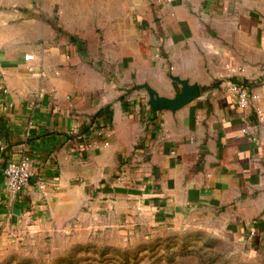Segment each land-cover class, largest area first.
<instances>
[{
	"label": "crops",
	"instance_id": "0c3cea01",
	"mask_svg": "<svg viewBox=\"0 0 264 264\" xmlns=\"http://www.w3.org/2000/svg\"><path fill=\"white\" fill-rule=\"evenodd\" d=\"M174 76L200 96L151 106L145 84L173 97ZM95 120L109 144H79ZM27 153L13 198L4 169ZM194 219L264 255V0H0V252L37 228Z\"/></svg>",
	"mask_w": 264,
	"mask_h": 264
},
{
	"label": "rangeland",
	"instance_id": "374dc122",
	"mask_svg": "<svg viewBox=\"0 0 264 264\" xmlns=\"http://www.w3.org/2000/svg\"><path fill=\"white\" fill-rule=\"evenodd\" d=\"M111 229L50 236V228H37L36 236L6 244L0 264H264V255L197 219L149 232L141 226L126 234Z\"/></svg>",
	"mask_w": 264,
	"mask_h": 264
},
{
	"label": "built area",
	"instance_id": "2783aa9c",
	"mask_svg": "<svg viewBox=\"0 0 264 264\" xmlns=\"http://www.w3.org/2000/svg\"><path fill=\"white\" fill-rule=\"evenodd\" d=\"M171 2L173 0H167ZM228 89L232 95L236 98V102L240 107L246 108L252 103V92L250 89L242 84L228 81ZM6 91V88H3ZM110 132V126L100 124L96 120L92 122L89 128H87L81 134V141L79 144H84L86 147H93L100 143L104 146L109 144L108 135ZM78 148L77 145L72 147L73 150ZM124 172L119 176V180H124ZM4 175L7 182L9 193L13 198H18L26 186L31 182L34 177L33 160L30 154L23 155L18 160H12L8 162L4 169ZM40 187L45 186V182L42 179L36 181ZM255 235V231L251 232V236Z\"/></svg>",
	"mask_w": 264,
	"mask_h": 264
},
{
	"label": "water",
	"instance_id": "95a60500",
	"mask_svg": "<svg viewBox=\"0 0 264 264\" xmlns=\"http://www.w3.org/2000/svg\"><path fill=\"white\" fill-rule=\"evenodd\" d=\"M174 78L178 82H180L182 88L181 91L173 97L162 96L149 84H145V87L149 92V103L151 106L156 109H177L200 96L201 88L197 83L191 82L189 79L181 78L178 76H174Z\"/></svg>",
	"mask_w": 264,
	"mask_h": 264
}]
</instances>
